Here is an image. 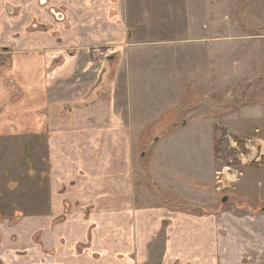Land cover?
I'll use <instances>...</instances> for the list:
<instances>
[{
  "label": "crops",
  "instance_id": "obj_1",
  "mask_svg": "<svg viewBox=\"0 0 264 264\" xmlns=\"http://www.w3.org/2000/svg\"><path fill=\"white\" fill-rule=\"evenodd\" d=\"M130 1L0 0V44L18 38V24L56 29L23 37L48 48L39 67L15 55L12 71L25 98L9 112L11 126L0 125V135L46 137L51 203L18 225L0 222V264H264V165L239 176L232 195L216 192L217 129L193 96L201 72L183 70L184 52L174 46L185 39L143 40L148 34L135 23L148 20L139 19L141 3L133 19ZM44 5L58 20L41 11ZM99 40L115 41L108 59H96L94 49L90 58L85 45ZM201 123L206 162L192 163L185 152L179 161L168 157L165 146L179 139L185 149L181 137ZM148 134L152 157L136 170L137 184L152 190L134 192L136 146ZM175 194L211 210L178 207Z\"/></svg>",
  "mask_w": 264,
  "mask_h": 264
},
{
  "label": "rangeland",
  "instance_id": "obj_2",
  "mask_svg": "<svg viewBox=\"0 0 264 264\" xmlns=\"http://www.w3.org/2000/svg\"><path fill=\"white\" fill-rule=\"evenodd\" d=\"M144 1L131 0L128 8L133 19L138 20L136 6L141 3L144 14L139 19L144 16L148 21L143 25L135 23V26L148 34L143 40L155 42L149 38V34L180 40L192 39V46L184 40L178 41L174 47L182 48L177 51L184 52L181 57L183 66H187L184 71L191 70L193 76L195 71L201 72L194 78L193 83L200 87L193 96L199 98V110L215 122V159L218 170L225 171L222 186L216 182L214 189L220 196L232 195L239 176L245 175L254 165H264V160H260L264 150V0ZM41 9L56 16V11L47 5ZM55 20L58 18L55 17ZM66 26L69 25L66 23ZM55 30L53 26L37 22L28 23L24 27L18 24L13 34L18 38L12 36V39L0 44V83L4 90L0 95V125L3 127L5 124L11 126L9 112L14 105L23 103L25 98L24 88L16 81L12 71L15 55H27L38 65L41 62L40 56L48 47L43 40L29 38L43 32L51 35ZM25 36L29 38L24 39ZM114 43L99 40L85 47L90 52V58L94 49L96 59H108ZM148 45L146 48L151 50L153 44ZM64 48L67 52L75 49L66 45ZM175 65L173 71L177 74L179 65L176 62ZM39 75L38 72L37 79ZM39 91L40 88H34V100L40 99ZM255 108L258 109L256 115L251 110ZM193 129L194 134L190 132L181 137L187 143L185 149L178 144L179 139L165 146V151L169 152L168 157L179 161L184 159L182 152H185L186 160L192 163L206 162L208 141L205 128L201 123ZM153 140L154 135L141 136L136 146L138 149L132 170L134 192L152 190L149 184H137L139 180L136 169L150 162L152 154L148 141L152 143ZM28 141L32 146L28 145ZM45 148L46 137L0 135V222L9 221L11 225H18L27 214L48 211L51 201L48 197L49 163ZM139 150H143L141 157ZM220 186L222 189H219ZM196 191L194 193L197 194ZM198 192L194 196L201 200L202 193ZM252 194L261 195L257 192ZM173 198L178 207H189L198 212L211 210L209 207L201 209L198 204L187 202L178 194Z\"/></svg>",
  "mask_w": 264,
  "mask_h": 264
},
{
  "label": "built area",
  "instance_id": "obj_3",
  "mask_svg": "<svg viewBox=\"0 0 264 264\" xmlns=\"http://www.w3.org/2000/svg\"><path fill=\"white\" fill-rule=\"evenodd\" d=\"M224 175H225V171L223 170V171H218L217 172V183H219V184H221V186H222V179H224ZM219 187V189H222V187Z\"/></svg>",
  "mask_w": 264,
  "mask_h": 264
},
{
  "label": "water",
  "instance_id": "obj_4",
  "mask_svg": "<svg viewBox=\"0 0 264 264\" xmlns=\"http://www.w3.org/2000/svg\"><path fill=\"white\" fill-rule=\"evenodd\" d=\"M59 17H61L62 18V15H58ZM228 200V196H225L224 198H223V201L225 202V201H227Z\"/></svg>",
  "mask_w": 264,
  "mask_h": 264
}]
</instances>
